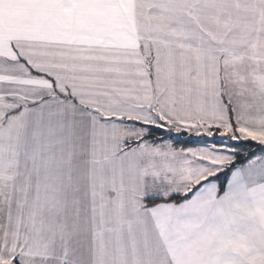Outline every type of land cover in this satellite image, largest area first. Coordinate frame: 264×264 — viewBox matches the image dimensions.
Masks as SVG:
<instances>
[{
    "label": "snow or ice",
    "instance_id": "6c2138e0",
    "mask_svg": "<svg viewBox=\"0 0 264 264\" xmlns=\"http://www.w3.org/2000/svg\"><path fill=\"white\" fill-rule=\"evenodd\" d=\"M0 264H264V0H0Z\"/></svg>",
    "mask_w": 264,
    "mask_h": 264
}]
</instances>
